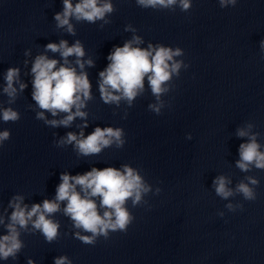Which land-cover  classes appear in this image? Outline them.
I'll use <instances>...</instances> for the list:
<instances>
[{"label": "clouds", "instance_id": "obj_1", "mask_svg": "<svg viewBox=\"0 0 264 264\" xmlns=\"http://www.w3.org/2000/svg\"><path fill=\"white\" fill-rule=\"evenodd\" d=\"M137 6L144 9L172 10L176 7L182 12H188L192 7V0H135ZM63 10L55 14L56 27L64 29L67 33L75 35V27L71 22L85 21L96 23L103 21L110 23L107 16L116 11L112 0H62ZM237 0H219L221 8L235 6ZM126 31L136 30L128 25ZM143 43L141 37L134 35L123 46H116L109 53L107 67L99 73L98 88L100 98L105 104H116L123 100L129 107L133 106L136 98L144 92V81L147 77L151 94L156 103L148 105V109L157 115L165 107L161 97L167 94L171 87L173 76L179 77L182 68L187 64L183 60L176 59L184 55L181 48L166 47L162 44H148L147 48L134 45ZM261 50L264 51V40L261 41ZM45 51L59 53L61 60L49 58L41 54L35 57L31 66L32 99L40 109L36 119L44 120L51 127H70L72 122L79 117L86 121L88 113L82 111L87 101L92 99L91 82L88 74L83 71L85 65L93 66L92 59L84 60L85 50L81 41L77 40L69 46L67 40L59 43H48ZM25 52V55H29ZM69 57H75L74 65ZM27 64V61H25ZM79 69V71L77 70ZM20 70L10 67L5 75L6 86L3 92L9 97V103L14 102ZM27 85L19 83V91H23ZM45 112L53 117L65 114L62 119L48 120ZM126 117V116H125ZM20 113L12 108L0 109V120L5 123L17 122ZM88 125L85 122L82 128ZM253 125L249 124L248 128ZM238 137H247L245 143L239 145V160L236 167L242 172H249L254 167L264 170V151L257 142L259 133H250L243 128L238 129ZM125 132L122 128L96 127L87 136L83 130L77 133L68 132L65 137L57 142L58 147L72 144L74 150L80 156L99 154L104 148L115 144L121 148L125 145ZM11 137L10 130L0 131V146ZM191 139V136H188ZM242 180L233 190L228 187L231 180L221 175L213 180L216 195L228 199L234 195H241L246 201H254L257 198L256 186L259 180L253 176ZM79 189V190H78ZM152 192L151 185L145 180L140 170L123 165L122 168L106 167L103 169L92 168L84 174L70 175L67 172L60 174V183L56 188L54 200H43L42 203L33 204L30 208L23 204V197L16 196L9 202L12 208L9 222L5 225L7 234L0 236V260L16 259L18 253L24 248V242L20 239V229L28 231L31 223L33 230L42 233L47 243L54 242L59 233L60 224L52 219L53 214L61 210V203L66 202L63 214L70 218L73 226L80 231L74 233V238L86 245H94L99 237L107 239L112 232H127L135 217L128 208L131 201L132 207L147 205L144 197ZM161 189L157 187L154 194H159ZM99 198V203L97 199ZM229 211L243 208L242 204H227ZM101 209L103 211L101 212ZM222 216L223 213H220ZM0 224H4V218L0 216ZM87 234H81V233ZM28 264H34L29 259ZM54 264H72L67 256H59L54 259Z\"/></svg>", "mask_w": 264, "mask_h": 264}]
</instances>
